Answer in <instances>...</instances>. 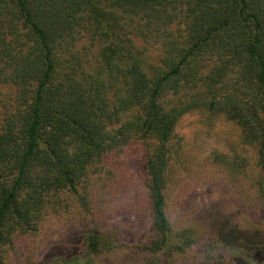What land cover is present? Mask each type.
Instances as JSON below:
<instances>
[{"label":"trees","instance_id":"obj_1","mask_svg":"<svg viewBox=\"0 0 264 264\" xmlns=\"http://www.w3.org/2000/svg\"><path fill=\"white\" fill-rule=\"evenodd\" d=\"M149 47L159 58L147 67ZM3 88L0 264L8 236L35 230L60 193L131 143L143 147L151 248L182 253L195 237L167 213V144L185 112L205 108L264 150V0H0ZM245 238L260 261L264 239ZM99 244L87 235L90 252Z\"/></svg>","mask_w":264,"mask_h":264},{"label":"rangeland","instance_id":"obj_2","mask_svg":"<svg viewBox=\"0 0 264 264\" xmlns=\"http://www.w3.org/2000/svg\"><path fill=\"white\" fill-rule=\"evenodd\" d=\"M141 43L135 41L137 48ZM142 57L155 65L159 51L149 47ZM167 147V213L174 229L193 230L190 248L169 257L151 248L143 147L131 143L103 158L76 194L60 193L35 230L8 236L2 264H264V254L257 261L245 245V237L264 239V150L225 113L205 108L179 118ZM90 233L100 240L96 253L87 249Z\"/></svg>","mask_w":264,"mask_h":264}]
</instances>
